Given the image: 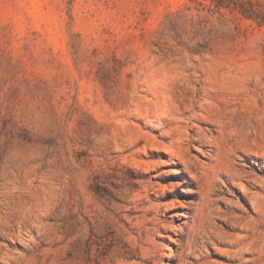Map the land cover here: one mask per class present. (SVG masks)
<instances>
[{"label":"rangeland","instance_id":"1","mask_svg":"<svg viewBox=\"0 0 264 264\" xmlns=\"http://www.w3.org/2000/svg\"><path fill=\"white\" fill-rule=\"evenodd\" d=\"M0 264H264V26L0 0Z\"/></svg>","mask_w":264,"mask_h":264},{"label":"trees","instance_id":"2","mask_svg":"<svg viewBox=\"0 0 264 264\" xmlns=\"http://www.w3.org/2000/svg\"><path fill=\"white\" fill-rule=\"evenodd\" d=\"M216 9L228 8L243 18L252 20L257 26H264V7L253 0H209Z\"/></svg>","mask_w":264,"mask_h":264}]
</instances>
